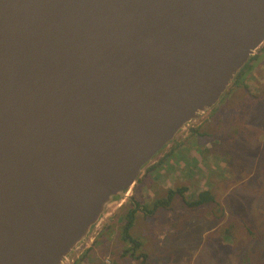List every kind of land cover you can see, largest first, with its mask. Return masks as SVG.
<instances>
[{
  "label": "water",
  "instance_id": "obj_1",
  "mask_svg": "<svg viewBox=\"0 0 264 264\" xmlns=\"http://www.w3.org/2000/svg\"><path fill=\"white\" fill-rule=\"evenodd\" d=\"M263 50L264 0H0V264H68Z\"/></svg>",
  "mask_w": 264,
  "mask_h": 264
},
{
  "label": "rangeland",
  "instance_id": "obj_2",
  "mask_svg": "<svg viewBox=\"0 0 264 264\" xmlns=\"http://www.w3.org/2000/svg\"><path fill=\"white\" fill-rule=\"evenodd\" d=\"M207 117L196 129L208 135L181 138L68 264H264V50ZM203 192L215 201L185 206ZM132 209L141 247L122 257Z\"/></svg>",
  "mask_w": 264,
  "mask_h": 264
},
{
  "label": "trees",
  "instance_id": "obj_3",
  "mask_svg": "<svg viewBox=\"0 0 264 264\" xmlns=\"http://www.w3.org/2000/svg\"><path fill=\"white\" fill-rule=\"evenodd\" d=\"M248 68V67H247ZM246 68V69H247ZM243 77H244V75H243ZM242 78V77H241ZM247 82V80L246 79H244V81H242V83H246ZM243 94H245V93H243ZM236 95H237V93H236ZM238 96H240V95H238ZM251 97V96H250ZM251 98H253V97H251ZM201 127H203V125L201 126ZM200 127V128H201ZM200 128H198V129H196V131L199 133V135H202V136H206V135H208V133H206V132H201V131H199V129ZM156 168V166H154L153 168H151L150 170H149V172H151V171H153L154 169ZM170 191H172V190H170ZM183 192H181V194H182ZM171 194H174V192H171ZM171 198H172V196H171ZM215 201V198H214V196L213 195H211L210 194V192H203V193H201V194H199V195H196V197L194 198V200L192 201V202H190V203H187L188 205H185V206H187V207H189L190 209L191 208H193V209H197V208H200L201 206H206V205H210V204H212V202H214ZM134 206H139V208L141 207L140 205H138V203H133V207ZM158 206H163V204L162 203H159L158 204ZM191 206V207H190ZM141 209H144V207H141ZM136 209H132L131 211H129L128 212V214H127V216H126V224H127V231L126 232H124L123 233V235H125V239H128V238H130V235H129V233H128V230H130L131 228H132V225H133V223H134V221H135V214H136ZM109 228V227H108ZM260 240V239H259ZM129 243L131 244V247H128L127 249H125L124 251H123V253H122V257H127V256H129L130 254L131 255H133L132 257H135L136 256V253H137V251L140 249V247H141V244L140 243H138L137 241H135L134 239H131L130 238V240H129ZM89 252H91L90 250H88ZM87 251V252H88ZM137 259L139 260V262H140V264H147L146 263V257L144 256V255H140V256H138L137 257ZM100 264H105L104 262H101ZM114 264H120V263H118V262H114Z\"/></svg>",
  "mask_w": 264,
  "mask_h": 264
}]
</instances>
